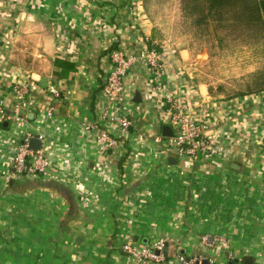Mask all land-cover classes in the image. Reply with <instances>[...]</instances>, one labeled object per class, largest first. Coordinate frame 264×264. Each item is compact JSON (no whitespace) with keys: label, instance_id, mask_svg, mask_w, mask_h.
<instances>
[{"label":"crops","instance_id":"1","mask_svg":"<svg viewBox=\"0 0 264 264\" xmlns=\"http://www.w3.org/2000/svg\"><path fill=\"white\" fill-rule=\"evenodd\" d=\"M144 3L0 0V264H184L182 254L229 264V253L236 264H264V92L210 95L186 70L187 51L158 39ZM146 38L165 55L162 91L212 138L230 141V152L194 162L167 150L172 136L164 127L175 129L142 62L109 102L111 52H137ZM15 49H31L29 68ZM56 58L77 69L60 78ZM17 86L33 104L21 105L22 120L13 118ZM117 111L132 128L106 115ZM26 133L42 136L49 166L14 175L12 158ZM101 133L117 146L102 149ZM129 238L150 247L164 240L166 260L125 254Z\"/></svg>","mask_w":264,"mask_h":264},{"label":"built area","instance_id":"2","mask_svg":"<svg viewBox=\"0 0 264 264\" xmlns=\"http://www.w3.org/2000/svg\"><path fill=\"white\" fill-rule=\"evenodd\" d=\"M112 62V70L108 75L107 81L103 88L105 96L110 103L117 102L119 95L124 88V76L137 63L142 62L152 72L154 80L151 83L152 92L160 93L163 98V105L166 111L170 113V122L174 126L175 134L166 141L167 150H173L181 157H186L194 162L199 161L204 156L222 155L231 151L232 144L221 138H212L206 133V126L193 116L187 114L183 110L182 102L175 98L169 92H163V85L159 81L165 71V55L161 50L152 48L149 45V38H146L137 52H126L121 49H115L110 54ZM159 79V80H158ZM158 80V81H157ZM55 96L59 97L60 93L52 90ZM19 104L15 108L14 119L22 120L24 116L21 112V105L33 106L31 102L25 101L27 94L26 87L15 88ZM0 112L3 109L0 106ZM51 114V111H48ZM111 120L119 123L124 128H132L134 122L127 115L114 112L107 114ZM36 137L32 133H26L21 137L17 151L12 158V168L14 175H34L45 172L49 166V160L41 149H32L30 141ZM40 140L42 136L38 137ZM101 148L108 150L114 148L118 144V140L107 133H101L98 136ZM157 141H160L158 138ZM122 251L130 255L136 260H152L161 263L166 260L165 241L160 240L152 247L139 246L129 238L122 246ZM184 264H204L207 259L191 258L185 255L179 256ZM234 255L229 253V259H233ZM208 264H215L214 261L208 259Z\"/></svg>","mask_w":264,"mask_h":264},{"label":"rangeland","instance_id":"3","mask_svg":"<svg viewBox=\"0 0 264 264\" xmlns=\"http://www.w3.org/2000/svg\"><path fill=\"white\" fill-rule=\"evenodd\" d=\"M144 2L158 39L177 51H187L186 70L197 83L208 88L213 97H241L236 95L245 87L250 76L264 68V38L250 41L235 36L233 31L215 30L216 26L202 24L195 14L183 10V0ZM23 39L24 36H21L19 44L26 45ZM150 40L154 48L162 50L159 43ZM30 51L15 49V60L29 68L32 61Z\"/></svg>","mask_w":264,"mask_h":264},{"label":"trees","instance_id":"4","mask_svg":"<svg viewBox=\"0 0 264 264\" xmlns=\"http://www.w3.org/2000/svg\"><path fill=\"white\" fill-rule=\"evenodd\" d=\"M183 10L195 14L202 24L216 26L215 30H230L235 36L250 41L264 38V0H183ZM149 45L154 48L150 39ZM54 65L60 69L55 72L60 78L68 77L77 69L75 62L63 58H56ZM260 92H264V68L253 73L236 96ZM236 262L234 258L229 259V264Z\"/></svg>","mask_w":264,"mask_h":264},{"label":"water","instance_id":"5","mask_svg":"<svg viewBox=\"0 0 264 264\" xmlns=\"http://www.w3.org/2000/svg\"><path fill=\"white\" fill-rule=\"evenodd\" d=\"M135 99L136 100H140L141 99L139 91L136 92ZM163 133H164L165 136H173L174 135V132H172V128L170 126H165ZM30 147L32 149H41L42 148L41 140L39 138H32L31 141H30ZM169 161L171 163H172V161L176 162V159L174 157H170ZM188 259H189V257H188ZM246 262H248V260ZM203 263L204 264H208V260H205Z\"/></svg>","mask_w":264,"mask_h":264}]
</instances>
